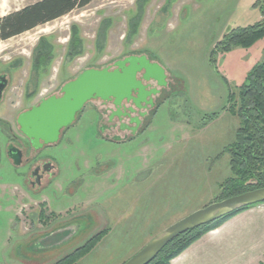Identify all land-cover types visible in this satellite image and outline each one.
Returning a JSON list of instances; mask_svg holds the SVG:
<instances>
[{"label": "rangeland", "instance_id": "374dc122", "mask_svg": "<svg viewBox=\"0 0 264 264\" xmlns=\"http://www.w3.org/2000/svg\"><path fill=\"white\" fill-rule=\"evenodd\" d=\"M36 1L0 0V19ZM263 2L91 0L7 39L0 36V71L17 84L14 101L24 97L25 83L38 88L31 102L39 103L41 97L59 94L84 68L115 67L116 61L134 55L161 64L167 80L161 86L144 81L147 89L159 91L148 96L154 103L144 107L135 137L118 132L127 134V141L121 142L122 136L112 141L117 132L98 129L107 122L104 105L89 101L49 149L61 161V174L43 195H16L12 167L2 159L0 264H66L60 259L93 238V247L71 264H122L170 224L228 197V180L235 176L229 148L242 125L230 96L237 95L249 71L264 60V36L251 46L235 44L228 50L219 43L236 27L264 22ZM75 29L82 50L69 55ZM43 38L51 42L52 52L39 65L35 54ZM26 106L20 105L17 113ZM137 113L135 109L132 115ZM41 207L51 213L50 222H26L27 214ZM239 212L205 227L201 237L207 236L193 251L199 253L192 254L191 263L264 261L260 226L248 230L246 241L225 230V238L213 244L209 233ZM72 217L82 222L68 234L48 233L58 229L53 220Z\"/></svg>", "mask_w": 264, "mask_h": 264}, {"label": "water", "instance_id": "95a60500", "mask_svg": "<svg viewBox=\"0 0 264 264\" xmlns=\"http://www.w3.org/2000/svg\"><path fill=\"white\" fill-rule=\"evenodd\" d=\"M150 80L157 81L160 86L167 83L165 68L146 55L118 60L115 67L84 68L75 78L62 85L59 94L44 97L20 113L18 123L35 145L54 143L60 139L63 130L77 120L91 100L113 101L119 106L127 99L133 100L140 108L147 107V103L152 105L153 99H148V96L158 93L159 89H147L144 81ZM260 202H264V186L214 201L158 232L122 264H149L168 243L187 230Z\"/></svg>", "mask_w": 264, "mask_h": 264}, {"label": "trees", "instance_id": "16d2710c", "mask_svg": "<svg viewBox=\"0 0 264 264\" xmlns=\"http://www.w3.org/2000/svg\"><path fill=\"white\" fill-rule=\"evenodd\" d=\"M91 0H38L23 8L10 12L0 19V36L7 39L13 35L33 28L66 14L75 7H83ZM264 11V2L262 4ZM69 55L81 52L82 44L77 29L73 31ZM264 36V22H257L245 27H236L225 35L224 42L219 43L222 50H228L235 44L251 46ZM220 49V50H221ZM35 54V61L43 65L52 52V44L41 39ZM238 95V96H237ZM237 95L231 94V105L238 114L242 125L237 132L236 140L229 148L234 177L228 180V197L264 186V60L257 63L248 73L246 81ZM261 203V202H260ZM257 204V203H256ZM255 205V204H253ZM253 205L245 206L213 222L221 221L228 216ZM212 222L187 230L168 243L157 257L149 264H169L193 242L199 239L205 227ZM94 245V238L75 251L60 259L66 264L74 263ZM59 262V263H60ZM57 264V263H55ZM260 264H264V261Z\"/></svg>", "mask_w": 264, "mask_h": 264}, {"label": "flooded vegetation", "instance_id": "af4514ba", "mask_svg": "<svg viewBox=\"0 0 264 264\" xmlns=\"http://www.w3.org/2000/svg\"><path fill=\"white\" fill-rule=\"evenodd\" d=\"M24 86V97L19 101H14L13 91L17 84L13 83V77L8 72L0 71V163L3 158H6L12 167L11 174L16 183L15 194L20 197L28 196L33 198L35 195L45 194L50 184L60 176L61 161L58 155L49 151L59 140L54 143L35 145L32 139L20 128L18 123L20 113H17L18 107L22 104L28 105L26 106L27 109L32 107L37 102L32 103L31 101H33L35 95H38V88H30V83H25ZM108 103L112 105H107ZM142 104L145 105V102L142 101ZM103 105V113L107 116V122L101 123L98 129L101 132H117L113 134L112 141L121 139L120 136L122 135L118 133L121 131L131 132L132 137H135V134L139 131V117L143 118L146 115L144 107H137L133 100L127 99L123 100L119 106H116L113 101L103 102ZM149 105L151 103H147V106ZM133 107L138 110L136 114L138 116L132 115ZM116 136L120 138L116 139ZM107 137L109 138L110 136ZM122 137H125V140L123 139L121 142L127 141V134ZM48 211L41 207L38 211H34L36 214L34 212L27 214L26 222L28 221L32 225L34 219L38 218L39 221L48 224L51 220V213ZM13 219L21 222L19 215H16V217L14 215ZM53 222L58 223L56 225L58 229L48 233L52 234L53 237H59L68 234L82 220L72 217L63 220H53Z\"/></svg>", "mask_w": 264, "mask_h": 264}, {"label": "crops", "instance_id": "0c3cea01", "mask_svg": "<svg viewBox=\"0 0 264 264\" xmlns=\"http://www.w3.org/2000/svg\"><path fill=\"white\" fill-rule=\"evenodd\" d=\"M231 220L232 221H230L228 225H223L222 227L216 228L209 233L213 244L219 243L223 240V238H225L222 236V233L225 230H227V232L231 230L235 231L241 242L246 241L247 237L250 235L248 230L253 231L259 226L261 227V231L259 232L260 239H264V203L254 205L242 212H239V214ZM206 236L207 235L192 243L183 252L174 257L169 264H203L201 260L191 263L189 259L193 258V253H199V251H193L200 247V245H198L199 242H203Z\"/></svg>", "mask_w": 264, "mask_h": 264}]
</instances>
